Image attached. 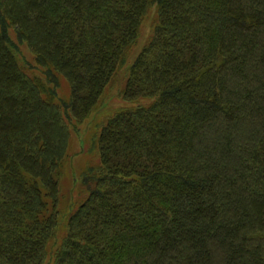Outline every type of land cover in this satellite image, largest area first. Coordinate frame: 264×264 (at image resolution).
Segmentation results:
<instances>
[{"label":"trees","instance_id":"trees-1","mask_svg":"<svg viewBox=\"0 0 264 264\" xmlns=\"http://www.w3.org/2000/svg\"><path fill=\"white\" fill-rule=\"evenodd\" d=\"M123 69L59 237L71 126ZM0 264H264V0H0Z\"/></svg>","mask_w":264,"mask_h":264},{"label":"rangeland","instance_id":"rangeland-1","mask_svg":"<svg viewBox=\"0 0 264 264\" xmlns=\"http://www.w3.org/2000/svg\"><path fill=\"white\" fill-rule=\"evenodd\" d=\"M153 21L154 16L150 15L142 24L139 42L134 47L128 60L130 64L145 46L153 27ZM10 34L19 49L21 59L29 65L36 66L35 57L27 44L17 39L14 30H10ZM125 71L126 69L120 71L97 108L87 119L76 126H71L70 124L71 141L69 152L59 177V209L63 214L59 226V237L62 236L65 230L66 214L69 212V208L73 204L72 202L80 204L88 194V185L84 180V174L87 172V169L96 167L99 164V151L95 139L100 132V127L118 110L131 104L121 96ZM29 74L41 75L38 68L29 70ZM57 91L61 99L65 101L70 100V84L66 79L61 78L59 80Z\"/></svg>","mask_w":264,"mask_h":264}]
</instances>
